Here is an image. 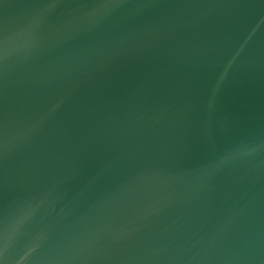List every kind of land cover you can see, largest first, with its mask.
I'll return each mask as SVG.
<instances>
[{
    "label": "water",
    "instance_id": "water-1",
    "mask_svg": "<svg viewBox=\"0 0 264 264\" xmlns=\"http://www.w3.org/2000/svg\"><path fill=\"white\" fill-rule=\"evenodd\" d=\"M0 264H264V0H0Z\"/></svg>",
    "mask_w": 264,
    "mask_h": 264
}]
</instances>
